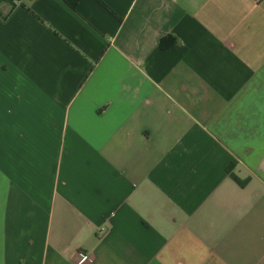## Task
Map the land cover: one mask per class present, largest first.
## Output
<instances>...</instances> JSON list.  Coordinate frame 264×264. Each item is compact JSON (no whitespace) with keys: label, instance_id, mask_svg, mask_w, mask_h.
<instances>
[{"label":"crops","instance_id":"obj_1","mask_svg":"<svg viewBox=\"0 0 264 264\" xmlns=\"http://www.w3.org/2000/svg\"><path fill=\"white\" fill-rule=\"evenodd\" d=\"M101 1L0 3V264H264V0Z\"/></svg>","mask_w":264,"mask_h":264},{"label":"trees","instance_id":"obj_2","mask_svg":"<svg viewBox=\"0 0 264 264\" xmlns=\"http://www.w3.org/2000/svg\"><path fill=\"white\" fill-rule=\"evenodd\" d=\"M3 1H10V2H19V1H21V0H0V3L1 2H3ZM63 1H65L71 8H73V9H76L77 8V5H78V3H79V1L80 0H63ZM107 9H109L106 5H105V3L103 2V1H101V0H99ZM110 10V9H109ZM173 37H168L166 40H162L161 42H160V46L162 47V48H164V47H167L170 43H172L173 42ZM168 40V41H167ZM171 41V42H170ZM231 176L233 177V179H235L236 181H239L238 180V178H237V176L234 174V173H231Z\"/></svg>","mask_w":264,"mask_h":264},{"label":"built area","instance_id":"obj_3","mask_svg":"<svg viewBox=\"0 0 264 264\" xmlns=\"http://www.w3.org/2000/svg\"><path fill=\"white\" fill-rule=\"evenodd\" d=\"M95 258L92 254H84L78 260H75L73 264H90L94 262Z\"/></svg>","mask_w":264,"mask_h":264}]
</instances>
